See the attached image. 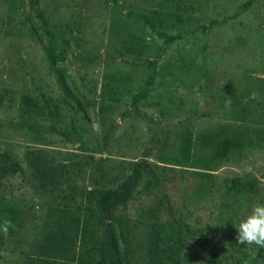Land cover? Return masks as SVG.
Returning a JSON list of instances; mask_svg holds the SVG:
<instances>
[{
  "label": "rangeland",
  "instance_id": "obj_1",
  "mask_svg": "<svg viewBox=\"0 0 264 264\" xmlns=\"http://www.w3.org/2000/svg\"><path fill=\"white\" fill-rule=\"evenodd\" d=\"M158 1L0 0V166L9 170L0 178V219L13 221L6 203L20 216L6 236L0 231V264H84L78 254L64 261L29 248L56 226L80 232L86 219L98 223L97 245L104 222L118 232L119 260L109 253L107 264H264V248L239 244L234 226L264 203V142L213 172L200 202L190 197L196 180L186 167L164 162L186 128L242 121L264 131L263 96L243 118L240 106L225 104L264 78V0H185L195 10L180 26L151 20ZM49 29L93 102L87 115L65 101L48 67ZM126 40L135 45L126 49ZM24 93L35 98L37 112L23 111ZM32 148L69 164L60 188L35 186L26 159ZM141 160L165 179L170 201L145 170L128 203L115 209L118 220L89 207L88 190L119 187ZM247 173L257 177L255 189L233 183ZM144 206L159 213L155 231L137 221Z\"/></svg>",
  "mask_w": 264,
  "mask_h": 264
},
{
  "label": "trees",
  "instance_id": "obj_2",
  "mask_svg": "<svg viewBox=\"0 0 264 264\" xmlns=\"http://www.w3.org/2000/svg\"><path fill=\"white\" fill-rule=\"evenodd\" d=\"M247 5V4H246ZM195 6L185 0H159L151 13V20L160 25H183L187 20V14L192 13ZM32 29L37 31L33 25ZM41 36V34H39ZM135 45L133 40H126L124 47L130 49ZM43 50L48 67L53 72L57 85L67 103L88 114L92 100L87 94L80 90L73 80L64 63L67 60V49L63 46L58 32L55 29L47 31V37L43 40ZM251 85L243 92L242 96L234 94L232 105L240 106L237 116L244 117L250 104H259L261 99L251 100L244 103L250 93L255 90L264 97V78L252 80ZM91 91H94L91 88ZM22 108L24 112H37L38 104L29 93L22 95ZM264 142V131L259 128H251L239 122H219L204 130L193 131L191 128L184 129L179 137L178 143L168 153L165 163L171 166H183L196 180L193 186V197L195 202L206 199L210 188L214 184V173L226 162L236 156H243L248 150L260 147ZM26 159L32 169V177L35 186L42 192L52 191L60 188L71 174V168L67 162L52 161L41 148H32L26 153ZM149 170L155 180L157 187L165 198L170 201L165 179L160 177L153 164L147 160H141L127 181L117 188L102 189L92 187L88 190V204L92 209L96 205L101 209L106 218L118 220L113 215L119 204H127L134 193L136 183L143 176V171ZM13 170H10L12 173ZM9 170L0 166V178L7 177ZM247 173L245 176L233 178L235 185L248 186L255 189L257 177ZM250 176L249 179L245 177ZM12 213V223L15 227L20 221L19 211L14 206L6 203ZM160 219L158 211L153 206L141 208L137 221L144 231H155V226ZM105 223L102 238L99 245L96 244L98 236V223L96 220L86 219L83 221L82 229L78 230L56 226L47 230L41 237L35 239L30 245L31 255L69 261L77 254L84 264H107V257L112 253L119 260L121 253L118 232L114 227ZM14 227V228H15ZM98 252V253H97Z\"/></svg>",
  "mask_w": 264,
  "mask_h": 264
},
{
  "label": "clouds",
  "instance_id": "obj_3",
  "mask_svg": "<svg viewBox=\"0 0 264 264\" xmlns=\"http://www.w3.org/2000/svg\"><path fill=\"white\" fill-rule=\"evenodd\" d=\"M260 99V93L253 90L250 95L244 99V103L248 100ZM231 100H226L227 107L231 106ZM237 229L236 240L241 245H256L258 248H264V203H256L251 210L241 216L238 223L234 225ZM15 225L8 218L0 219V231L6 236L10 228Z\"/></svg>",
  "mask_w": 264,
  "mask_h": 264
}]
</instances>
